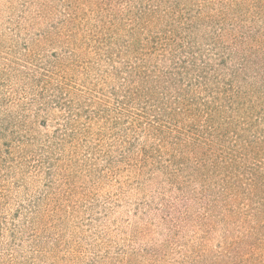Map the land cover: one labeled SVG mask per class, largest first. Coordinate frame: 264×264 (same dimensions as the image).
Segmentation results:
<instances>
[{
	"label": "rangeland",
	"instance_id": "rangeland-1",
	"mask_svg": "<svg viewBox=\"0 0 264 264\" xmlns=\"http://www.w3.org/2000/svg\"><path fill=\"white\" fill-rule=\"evenodd\" d=\"M219 3L0 0V264H264V226L250 239L245 225L262 204L264 61L226 34L239 21ZM157 33L184 71L166 91L151 80L172 69ZM186 96L214 109L209 131H134ZM181 135L209 144L195 152L210 174L141 173L132 151Z\"/></svg>",
	"mask_w": 264,
	"mask_h": 264
},
{
	"label": "trees",
	"instance_id": "trees-1",
	"mask_svg": "<svg viewBox=\"0 0 264 264\" xmlns=\"http://www.w3.org/2000/svg\"><path fill=\"white\" fill-rule=\"evenodd\" d=\"M70 0H64V2H69ZM81 4L83 10L87 9H96L102 7V0H78ZM219 0L221 6V19L236 18L239 21L234 25L233 29L226 33L227 35H232V37L238 36L236 32H243L241 40V49L245 53H254L256 54L257 61H264V0ZM207 6V3L206 5ZM157 12L151 11V23L156 19ZM67 17L72 18L71 22L76 20L74 14H69ZM234 23V22H233ZM114 32V30H113ZM155 34L154 46L155 54L162 52L161 55L164 57L170 64L169 67H164L166 70L163 71L154 66L155 70L151 72V80L156 83L155 85H162L163 90H167L176 84L178 78L183 74V70L177 65L179 64L178 51L170 54L167 49H164L163 45L159 47V41L162 38V35ZM158 37V38H157ZM163 48V49H162ZM171 49V47L169 48ZM172 56V58H170ZM155 58V55L151 56V60ZM260 72L264 74V66L259 65ZM153 89L151 88V99H153ZM188 95V94H187ZM170 105H166L163 108V111L158 109H151V123L149 128L145 125H135L134 131H151L152 133H158L159 135H164L165 131H168L170 136L173 132H181L183 135H187L189 138H195L189 136V132L184 131H209V123L211 115L214 112V109H211L208 104H203L202 111H194L190 101L186 98H180L174 102L169 101ZM152 105V102H151ZM209 114L206 116V114ZM154 114V115H153ZM160 116L162 119H160ZM112 123V122H111ZM108 126L104 127V131H119L118 122L113 124L108 123ZM148 125V123L146 124ZM214 131V130H213ZM173 137L170 140H161L164 142V146L151 147V150H143L141 152H133V156L136 159V164L140 167L141 173H149L151 170V180H156V177H153L155 172H159L160 176L168 180L169 183L176 185L180 182L181 176L187 172L184 167L189 169V178L191 180H196L202 175L203 171L211 173V169L207 167L206 164L201 165L203 160L206 158L208 150L207 147L201 150H197L199 147L208 144L206 141L199 139L197 135L195 143L199 142L200 145L191 146L188 140L182 139V136ZM204 138V137H202ZM194 143V144H195ZM209 145V144H208ZM259 148V145H253L252 149L256 152ZM131 151V150H129ZM190 155H193L196 160L194 165H189ZM262 169V168H260ZM263 171H261L262 173ZM258 178V175H256ZM238 184L233 185V189L236 191ZM174 189L178 190L177 187ZM252 197L259 198L262 201L261 208L259 210H251L245 216V225L247 234L251 233L250 239L252 238L255 231L259 229L261 225L264 226V172L262 173V181H254L252 185Z\"/></svg>",
	"mask_w": 264,
	"mask_h": 264
}]
</instances>
